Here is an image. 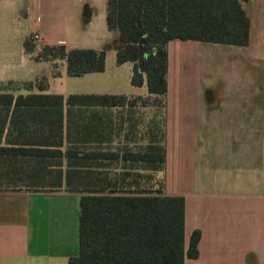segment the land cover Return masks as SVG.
<instances>
[{"label": "crops", "instance_id": "1", "mask_svg": "<svg viewBox=\"0 0 264 264\" xmlns=\"http://www.w3.org/2000/svg\"><path fill=\"white\" fill-rule=\"evenodd\" d=\"M241 4L250 19L248 44L168 41L167 90L159 96L145 81L131 83L134 62H116L121 43L106 23L107 0H0V83L40 81L45 88L33 92L65 97H126L120 105L69 107L71 145L118 153L102 162L118 176L119 192L158 188L159 171L143 168L134 154L164 143L163 188L185 199V249L200 231L198 257L184 264H264V74L253 72L264 70V0ZM45 44L102 50L105 68L69 76L65 60L36 59ZM39 196H71L72 208L48 201L33 224L30 205ZM79 196L0 191V264H67L77 252Z\"/></svg>", "mask_w": 264, "mask_h": 264}, {"label": "trees", "instance_id": "2", "mask_svg": "<svg viewBox=\"0 0 264 264\" xmlns=\"http://www.w3.org/2000/svg\"><path fill=\"white\" fill-rule=\"evenodd\" d=\"M106 23L124 42L116 62H134L131 83L139 86L145 81L149 93L159 96L167 90L168 41L244 46L250 34V19L241 0H107ZM36 59L65 60L69 76L105 68L104 51L66 49L63 44L42 45ZM33 87L45 88L40 81L0 83V191L80 194L77 252L67 264H184L186 257L197 258L200 231L192 232L187 249L184 245L185 199L164 192V143L134 154L143 168L162 175L157 189L144 188L137 194L119 192L118 176L110 177L104 170L110 165L102 159L118 153L70 144V106L120 105L126 97H65L35 93ZM20 89L28 93L15 96ZM95 159L100 160L92 162Z\"/></svg>", "mask_w": 264, "mask_h": 264}, {"label": "rangeland", "instance_id": "3", "mask_svg": "<svg viewBox=\"0 0 264 264\" xmlns=\"http://www.w3.org/2000/svg\"><path fill=\"white\" fill-rule=\"evenodd\" d=\"M88 12V8H86V5L84 6V13L86 14ZM189 43H192V42H186V43H184V44H186V45H189ZM194 43V42H193ZM198 43H201V42H198ZM202 45H204V43H201ZM184 46V45H183ZM209 56V55H208ZM214 65H208L207 64V67H209L210 69L213 67ZM253 72L255 73V74H257V73H259V72H261L262 74H264V70H261V69H259V68H257V67H255V69L253 70ZM257 77V76H256ZM208 83L206 82V85H207ZM161 177H162V175H161V173L159 174V179L161 180ZM43 196H39V198H34L33 199V202L31 203V205H30V207H32V210H31V216L33 217V224H36V223H38V220H39V217L40 216H45L44 214H42V215H39L38 213H36L37 211H38V209L39 208H44V207H46L47 206V204H48V201L49 202H51V201H54V199L56 200V199H58V200H56V201H59V202H61V203H63V205H65V206H67L68 207V210H70V208H72V202H73V200H72V198H70L71 196H66V197H63V198H58V197H56V196H52L53 198L52 199H49V198H47L48 200H46V199H43L42 198ZM73 208H74V206H73ZM34 218H36L35 220H34ZM73 219H74V216H73ZM36 230V237H37V234H38V231H37V229H35ZM34 239H35V236H34ZM32 248H42V246L41 245H37L36 243H32Z\"/></svg>", "mask_w": 264, "mask_h": 264}, {"label": "built area", "instance_id": "4", "mask_svg": "<svg viewBox=\"0 0 264 264\" xmlns=\"http://www.w3.org/2000/svg\"><path fill=\"white\" fill-rule=\"evenodd\" d=\"M33 40L39 45L40 37H39L38 34H34V35H33ZM37 44H36V45H37Z\"/></svg>", "mask_w": 264, "mask_h": 264}, {"label": "water", "instance_id": "5", "mask_svg": "<svg viewBox=\"0 0 264 264\" xmlns=\"http://www.w3.org/2000/svg\"><path fill=\"white\" fill-rule=\"evenodd\" d=\"M120 43H121V45H120V48H121L124 45V42L122 40H120Z\"/></svg>", "mask_w": 264, "mask_h": 264}]
</instances>
